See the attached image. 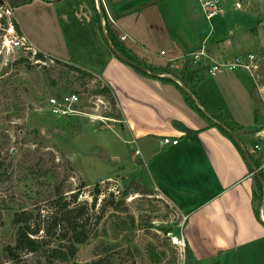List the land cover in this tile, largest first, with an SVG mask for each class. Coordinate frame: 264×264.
Masks as SVG:
<instances>
[{
  "label": "crops",
  "instance_id": "crops-1",
  "mask_svg": "<svg viewBox=\"0 0 264 264\" xmlns=\"http://www.w3.org/2000/svg\"><path fill=\"white\" fill-rule=\"evenodd\" d=\"M205 1L99 0L97 6L95 0L94 7L90 0H33L13 13L21 34L38 51L93 73L111 89L122 117L115 132L123 144L135 145L129 152L137 172H144L142 177L184 215L183 238L194 259L264 264L255 175L235 143L189 106L181 89L190 91L193 78L209 65L251 53L261 39L250 29L248 1L218 0L219 13L211 19L203 10ZM16 9L27 12L17 16ZM101 14L121 45L149 64L179 72L202 48L207 57L197 69L191 63L185 83L142 75L113 53ZM253 87L252 75L238 69L207 74L196 90L211 107L251 129ZM166 136L178 144L163 146ZM263 165L264 155V174Z\"/></svg>",
  "mask_w": 264,
  "mask_h": 264
},
{
  "label": "rangeland",
  "instance_id": "rangeland-1",
  "mask_svg": "<svg viewBox=\"0 0 264 264\" xmlns=\"http://www.w3.org/2000/svg\"><path fill=\"white\" fill-rule=\"evenodd\" d=\"M245 1L250 29L261 39L251 52L257 67L249 73L263 104L251 128L254 132L243 136V145L251 152L257 143L264 147V0ZM12 10L6 1L0 6V264H93L99 259L103 264H197L183 246L184 215L142 177L144 172H137L140 168L129 152L135 145L123 144L115 132L118 110L97 94L100 80L51 57L41 61L31 52L4 46L5 28L14 20ZM23 12L27 10L16 9L15 14ZM70 93L80 97L77 114L52 115L48 98ZM133 180L154 194L131 193L122 201L119 193ZM96 187L100 192L97 207L89 211L90 238L78 246L76 257L48 262L49 247L64 242L40 233L50 245L46 250L17 251L18 259H12L9 249L16 245L17 213L45 220L59 197L64 202L78 194L81 204H92ZM113 199L118 210L110 204ZM256 207L264 222V204L256 200ZM175 238L181 241L176 243Z\"/></svg>",
  "mask_w": 264,
  "mask_h": 264
},
{
  "label": "trees",
  "instance_id": "trees-1",
  "mask_svg": "<svg viewBox=\"0 0 264 264\" xmlns=\"http://www.w3.org/2000/svg\"><path fill=\"white\" fill-rule=\"evenodd\" d=\"M5 1L11 7V9H15L30 4L33 0H5ZM90 1L92 5L95 7L96 6L95 0H90ZM11 20L15 25L17 31L21 33V28L17 23L16 19L14 18V20L13 19ZM99 22L102 26V20L100 16H99ZM105 28L107 30V33L109 35V38L113 46L126 58H128L132 62H135L143 66L147 70L146 72H143L132 66L137 72L148 77H155V78L163 77L162 79H168L165 76H172L174 78L179 79L183 83L186 82L187 72L191 65L190 58H186V61L179 72L173 69L172 66L170 65L164 67L154 66L152 64H149L147 61L140 59L139 57H137V55L132 54L126 47L121 45L119 40L112 34L111 30L108 27V24H106ZM35 56L37 60H41V61H46L47 58L49 57L40 51H38ZM52 59L58 63L63 62L60 59H56V58H52ZM67 64H69V68L84 75L85 77H88L90 79L92 78L97 79V77L93 73L85 69H82L80 67H77L75 65H72L70 63ZM207 70L208 68H206L200 75H197L193 78V86L190 89V93H188L183 88H181L185 95L186 102L194 110L199 112L203 118L207 119L211 126L218 127L223 132V134H225L227 137H229V139H231L235 143V145L243 155V158L245 159L246 163L249 165L250 171L254 173V170L250 166L246 156L244 155L243 150L236 143L231 133L226 128H224V126L229 128L240 139L242 143H244L243 136L253 133L254 130L246 129L240 126L239 124L231 121L225 116V114L222 111H219L211 107L206 101H204L197 94L196 88L206 78ZM154 74L155 76H153ZM102 85L100 84L97 94H101L105 96L111 102L112 106L115 109H117V103L111 89L105 85L103 86ZM251 94L255 103V121H256L257 117L261 114L260 105L263 104V101L258 96L257 89L253 88ZM114 118L115 120H121L122 117L118 112V114ZM248 153L251 159L253 160L256 168L259 169V172L264 179V174L260 170V165L263 159V155L256 157L252 152L248 151ZM255 180H256V189L254 191V197L257 201H261V203H263L264 186L262 185L261 181L256 175H255ZM96 188H97L96 192L92 194L93 196L92 204H89L88 202H84L81 204L78 198V194H73L70 199H67L64 202H63L64 199L62 197H59V199L55 202L57 205L52 207L48 215L45 216V220L40 219L38 221H34L33 220L34 217L32 213H30L25 218H23L21 214L17 213L14 219L15 224L18 225L16 245L14 248L10 247L9 249L10 256L12 257V259L15 260L18 259L17 257L18 255H16L17 251L37 253L39 251L46 250L45 247H48L50 245L46 241L45 237L54 236V235H56V238L57 240H59V242H64V243H60V245L55 246L53 248L49 247L51 249H48L50 252L49 254H47L48 262L52 263L57 260L60 262H65L68 256H71L72 258L76 257L78 252V246L85 244L90 238L88 235L87 225L89 224L91 219L89 211L95 209L98 204L99 198L97 194H99L100 188L99 187ZM131 193L141 194L143 196H151L154 194L146 184H140L136 180L131 181L129 186L123 192L119 193L120 194L119 197L121 198L122 201H125V199ZM114 202L115 201L113 199V202H111L110 204L111 206H113L115 210H118L119 207L115 205ZM255 212L257 217L261 221V217L257 208ZM40 216L41 215H39V217ZM40 233L43 235L45 234V237L40 238L39 236ZM185 253L191 260H194L195 262H197V264H200V262L194 259L191 248L187 242L185 244ZM93 264H103V259H99L93 262ZM212 264H220V263L216 261Z\"/></svg>",
  "mask_w": 264,
  "mask_h": 264
},
{
  "label": "built area",
  "instance_id": "built-area-1",
  "mask_svg": "<svg viewBox=\"0 0 264 264\" xmlns=\"http://www.w3.org/2000/svg\"><path fill=\"white\" fill-rule=\"evenodd\" d=\"M99 0H96L97 6ZM218 0H208L203 2L202 7L206 14L207 19L213 18L215 15L219 13V9L217 7ZM10 11V10H9ZM13 11V10H12ZM102 24L106 27V20L102 15ZM262 25H264V15L262 18ZM121 41L126 40V36L120 37ZM4 46L12 49H22L26 52H31L33 54H37L38 50L33 46V44L28 40L26 36L19 33L13 24L12 20H10L8 26L5 28L4 32ZM165 54V52H162ZM202 57H207V52L205 48H202L198 52H195L191 55L190 60L191 63L197 64ZM257 67L256 64V56L253 53H247L244 55H237L232 61L225 62H215L208 66L207 74L215 76L220 73H224L227 71L234 72L238 69H243L248 72L251 69H255ZM80 102V97L76 93L65 94L60 97H50L48 98L47 105L49 107L50 113L58 118H70L71 116L77 114L76 106ZM177 139H172L171 137H163L161 139V144L163 146L168 145H177ZM252 153H259L260 155H264V147L262 144L257 143L252 149ZM264 166V165H263ZM181 240L179 238H175V242L179 243ZM183 246L185 247V240L183 239Z\"/></svg>",
  "mask_w": 264,
  "mask_h": 264
},
{
  "label": "water",
  "instance_id": "water-1",
  "mask_svg": "<svg viewBox=\"0 0 264 264\" xmlns=\"http://www.w3.org/2000/svg\"><path fill=\"white\" fill-rule=\"evenodd\" d=\"M2 4H5V0H0V5H2ZM102 15V14H101ZM106 38H107V40L109 41V43H111V41H110V38H109V35H108V33L106 32ZM111 47H112V51H113V53L119 58V59H121L122 61H124L125 63H127V64H129V65H131V66H133V67H135V68H137V69H139V70H141V71H143V72H146L147 70L143 67V66H141V65H139V64H137V63H135V62H132L131 60H129L128 58H126L123 54H121L113 45H112V43H111ZM153 76H155V74L153 75ZM188 91V93H190V91L189 90H187ZM224 128H226L230 133H231V135L233 136V138H234V140L236 141V143L241 147V149L243 150V152H244V155L246 156V158H247V160H248V162H249V164H250V166L253 168V170H254V174L259 178V180L261 181V183H262V185L264 186V179H263V177L261 176V174H260V172H259V169H257L256 168V166H255V164H254V162H253V160L251 159V157H250V155H249V153H248V150L245 148V146L243 145V143L240 141V139L229 129V128H227V127H225L224 126Z\"/></svg>",
  "mask_w": 264,
  "mask_h": 264
}]
</instances>
